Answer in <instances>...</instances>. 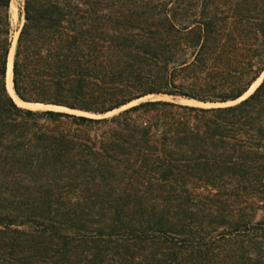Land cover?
<instances>
[{
	"label": "trees",
	"instance_id": "obj_1",
	"mask_svg": "<svg viewBox=\"0 0 264 264\" xmlns=\"http://www.w3.org/2000/svg\"><path fill=\"white\" fill-rule=\"evenodd\" d=\"M12 2L0 264H264V0Z\"/></svg>",
	"mask_w": 264,
	"mask_h": 264
},
{
	"label": "rangeland",
	"instance_id": "obj_2",
	"mask_svg": "<svg viewBox=\"0 0 264 264\" xmlns=\"http://www.w3.org/2000/svg\"><path fill=\"white\" fill-rule=\"evenodd\" d=\"M23 2H24V0H13V2H12V5H11V13H12V19H13V26H14V30L15 31H17V28L19 27V25L21 24V22H22V17H21V11H22V7H23ZM17 36H18V32H15V34H14V42L16 41V39H17ZM11 56V58H12V55H10ZM12 64H13V61H12ZM258 83H256V85H257ZM255 85V86H256ZM254 86V87H255ZM254 89V88H253ZM252 89V90H253ZM150 98H152V97H148V98H145V99H142V100H140V101H138V102H135V103H133L132 105H135V104H137V103H139V102H142V101H146V100H148V99H150ZM177 101L178 102H181V103H186V104H192V103H195V104H193V105H197L198 103H196V102H192V101H186V100H181V99H177ZM183 101H185V102H183ZM189 102V103H188ZM23 103V102H22ZM132 105H129V106H132ZM22 106H28L29 108H32V109H34V110H56V111H64V112H69V113H76V114H85V113H82V112H79V111H72V110H69V109H67V108H64V107H58V106H52V105H50V106H43V105H41V104H35V105H33V104H31V105H22ZM126 108V107H125ZM124 109V108H123ZM122 110V109H121ZM120 110V111H121ZM119 110H117V111H115V112H113V113H110V114H108L107 116H113V115H115V114H118L119 112H120ZM86 115H90V114H86Z\"/></svg>",
	"mask_w": 264,
	"mask_h": 264
},
{
	"label": "water",
	"instance_id": "obj_3",
	"mask_svg": "<svg viewBox=\"0 0 264 264\" xmlns=\"http://www.w3.org/2000/svg\"><path fill=\"white\" fill-rule=\"evenodd\" d=\"M16 43H17V39H16V41L14 42V44H13V47H14V50H15V47H16ZM14 58V57H13ZM264 77V74H263V76H262V78ZM262 78H261V80H262ZM12 83H13V80H12ZM259 85V84H258ZM13 91H14V83H13ZM254 91V90H253ZM253 91L251 92V90L244 96V97H242L241 99H239V100H237V101H235V102H230V103H228V104H206V103H200V102H197V101H195V100H186V101H192V102H196V103H198L197 105H193V104H186V105H191V106H197V107H205V108H211V107H218V106H231V105H237V104H239V103H241L242 101H244L250 94H252L253 93ZM14 94H15V91H14ZM16 95V94H15ZM18 98V97H17ZM20 100V99H19ZM181 100H185V99H181ZM21 101V100H20ZM21 102H23V101H21ZM24 104H26V105H29V104H39V103H25V102H23ZM41 105H43V106H50V105H44V104H41ZM132 105V104H131ZM136 105V104H135ZM132 106H134V105H132ZM132 106H127L126 108H124V109H122L121 111H123V110H125V109H128V108H130V107H132ZM21 107H23V108H26V109H31V110H34V109H32V108H29V107H26V106H21ZM120 111V110H119ZM116 115V114H115ZM107 117H109V116H107Z\"/></svg>",
	"mask_w": 264,
	"mask_h": 264
},
{
	"label": "bare ground",
	"instance_id": "obj_4",
	"mask_svg": "<svg viewBox=\"0 0 264 264\" xmlns=\"http://www.w3.org/2000/svg\"><path fill=\"white\" fill-rule=\"evenodd\" d=\"M12 55V58L10 56V59H9V64H8V72H7V87H8V90L9 92L14 96L16 102L19 104V105H24V103H22L17 97L16 95L14 94V91H13V83H12V80H13V64H12V61H13V54L11 53ZM254 88V87H253ZM185 102V101H183ZM189 103V102H188ZM191 104V103H190ZM192 104H195V103H192ZM26 105V104H25ZM31 105V104H29ZM35 105V104H33ZM28 107V106H26Z\"/></svg>",
	"mask_w": 264,
	"mask_h": 264
}]
</instances>
